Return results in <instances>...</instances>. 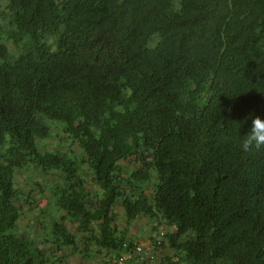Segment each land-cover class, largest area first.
I'll list each match as a JSON object with an SVG mask.
<instances>
[{"label":"trees","instance_id":"trees-1","mask_svg":"<svg viewBox=\"0 0 264 264\" xmlns=\"http://www.w3.org/2000/svg\"><path fill=\"white\" fill-rule=\"evenodd\" d=\"M255 117L264 0H0V264L147 260L117 204L174 227L151 237L165 264H264V152L240 149ZM51 124L80 153L41 150ZM26 167L50 193L42 239L18 225Z\"/></svg>","mask_w":264,"mask_h":264},{"label":"rangeland","instance_id":"rangeland-1","mask_svg":"<svg viewBox=\"0 0 264 264\" xmlns=\"http://www.w3.org/2000/svg\"><path fill=\"white\" fill-rule=\"evenodd\" d=\"M37 142L39 143L41 150L61 152L71 151L72 153H80L78 146L69 138L68 134L60 124H51L50 135L43 139H37ZM86 179L88 182H91L89 177ZM15 181L17 186L20 187L23 192V195H21L22 197L20 196L21 199L16 202L22 206V213L18 222L20 231L25 232L28 235H35L39 239H42L44 235L48 236V217H41L42 221L46 222L45 227H47L44 229L35 224L34 220L36 215H40L42 209L45 211L49 209L44 201L50 196V193H42L39 191L38 187V184L42 182L41 174L32 167H26L16 172ZM148 189L150 190L149 187ZM28 194L32 196V199L37 200V205L27 197ZM27 200L31 203H28ZM114 211L117 214L115 224L118 229H127V235L134 239L136 244L140 247L137 251H141V254L147 258V260H143L139 258L136 253L137 255H135L133 262L126 263L125 261L122 263L121 261L119 264H165V256L167 254L171 255L170 248L159 247V243L156 247V245L151 243V237L153 236L159 241L162 239V232L174 231V227L167 225L162 221L158 222L142 215L127 223L124 220L123 209L120 204L115 205ZM54 212L56 213V216L62 214L61 211ZM35 225L38 227L37 230ZM67 225L69 228L73 229V225L70 222H67ZM154 226H156L155 229ZM58 255L65 256L66 264H98L103 258L105 260L110 259V255L104 250L91 258H84L79 253H71L69 247L64 248ZM112 261H114V259H112L111 262Z\"/></svg>","mask_w":264,"mask_h":264},{"label":"clouds","instance_id":"clouds-1","mask_svg":"<svg viewBox=\"0 0 264 264\" xmlns=\"http://www.w3.org/2000/svg\"><path fill=\"white\" fill-rule=\"evenodd\" d=\"M240 149L250 155L264 152V119L252 120L250 131L241 138Z\"/></svg>","mask_w":264,"mask_h":264},{"label":"built area","instance_id":"built-area-1","mask_svg":"<svg viewBox=\"0 0 264 264\" xmlns=\"http://www.w3.org/2000/svg\"><path fill=\"white\" fill-rule=\"evenodd\" d=\"M138 249H139V247H138ZM121 260H122V258H121V259H119L118 263H120V262H121Z\"/></svg>","mask_w":264,"mask_h":264}]
</instances>
